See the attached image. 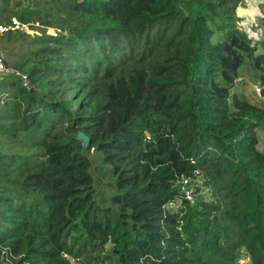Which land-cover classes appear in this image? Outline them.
<instances>
[{"label": "trees", "instance_id": "trees-1", "mask_svg": "<svg viewBox=\"0 0 264 264\" xmlns=\"http://www.w3.org/2000/svg\"><path fill=\"white\" fill-rule=\"evenodd\" d=\"M243 2L0 0L27 24L0 39L40 35L0 74V264H264V102L232 93L247 60L264 87V9L258 40Z\"/></svg>", "mask_w": 264, "mask_h": 264}, {"label": "rangeland", "instance_id": "rangeland-1", "mask_svg": "<svg viewBox=\"0 0 264 264\" xmlns=\"http://www.w3.org/2000/svg\"><path fill=\"white\" fill-rule=\"evenodd\" d=\"M256 0L254 3L247 0V4L253 6L255 9L254 20H251L249 23L247 21H241L242 25H244L245 29L249 32V34L253 35L255 39L261 38V33L263 28L259 26V19L256 16V13L259 14V18L263 14L264 9V0L259 1ZM260 6V7H259ZM259 11V12H258ZM246 17L243 16V19ZM49 33H54L53 29L48 30ZM40 37L39 32L34 29H30L26 32H17L14 33V37L11 40L7 38L0 39V49L3 51L5 55V59L8 67L10 66L15 68V65L18 64L24 54H26L30 49L36 46L37 40ZM261 51V50H260ZM259 73L253 68L251 62L247 60L246 64L240 70V78L237 80L236 85L233 89V94L236 93L241 97L248 99L250 102L255 104H261L264 102V87L261 84ZM260 88V91L257 90ZM260 145L264 146V136L263 132H260ZM92 159H94V164L92 166V172L96 178H102V165L100 160L97 158L96 154L93 153ZM102 189L108 191L106 186H102ZM240 264H250V258L246 255H243L240 260Z\"/></svg>", "mask_w": 264, "mask_h": 264}, {"label": "built area", "instance_id": "built-area-1", "mask_svg": "<svg viewBox=\"0 0 264 264\" xmlns=\"http://www.w3.org/2000/svg\"><path fill=\"white\" fill-rule=\"evenodd\" d=\"M27 27V24H24L23 22L19 21L16 17L11 18V22L7 24L0 23V34L8 31L9 29L16 30V29H22ZM9 70V67L6 63L5 55L3 51L0 49V74L6 72ZM24 83L27 82V75H23ZM257 90L260 91V88H257ZM185 183H188V180H185ZM185 194L189 199H192V193L190 190H185Z\"/></svg>", "mask_w": 264, "mask_h": 264}, {"label": "crops", "instance_id": "crops-1", "mask_svg": "<svg viewBox=\"0 0 264 264\" xmlns=\"http://www.w3.org/2000/svg\"><path fill=\"white\" fill-rule=\"evenodd\" d=\"M249 1L250 2L252 1L254 3L253 5L257 6L255 4L256 0H249ZM259 1H262V0H259ZM259 1H258V3H259ZM246 2H247V0H244L243 4L239 7L238 14L241 17V21L243 20V21H247L249 23L251 20H254V16H255L256 11H255L253 6H251V5L249 6ZM243 16H245L246 18L243 19ZM256 16H258L257 19H259V14L256 13Z\"/></svg>", "mask_w": 264, "mask_h": 264}, {"label": "water", "instance_id": "water-1", "mask_svg": "<svg viewBox=\"0 0 264 264\" xmlns=\"http://www.w3.org/2000/svg\"><path fill=\"white\" fill-rule=\"evenodd\" d=\"M78 137L83 141L85 148H88L90 145V137L84 132H79Z\"/></svg>", "mask_w": 264, "mask_h": 264}]
</instances>
